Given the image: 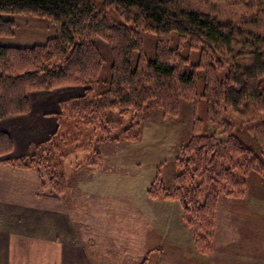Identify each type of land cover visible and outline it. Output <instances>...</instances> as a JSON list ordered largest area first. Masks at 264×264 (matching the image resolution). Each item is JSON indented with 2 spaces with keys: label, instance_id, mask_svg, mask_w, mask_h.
<instances>
[{
  "label": "trees",
  "instance_id": "1",
  "mask_svg": "<svg viewBox=\"0 0 264 264\" xmlns=\"http://www.w3.org/2000/svg\"><path fill=\"white\" fill-rule=\"evenodd\" d=\"M13 15L46 18L60 24L61 32L31 46L0 43V120L27 113L30 91L86 88L61 103L60 129L27 155L2 159L13 142L0 131V163L47 172L52 188L63 195L70 186L64 174L67 156L88 147L74 144L79 138L72 140L62 128L66 121L76 122L77 129L79 124L102 129L95 145L133 137L150 108L160 109L168 120L182 100L201 102L205 114L193 118L172 186L157 176L149 194L178 201L194 247L210 255L220 199L245 197L252 175L264 181V37H245L230 23L201 13L174 12L164 0H0V39L14 37ZM144 33L156 37L154 57L145 55ZM96 38L112 53L103 89L105 59ZM185 50L197 54L196 62ZM113 112L122 118L119 127L110 120ZM234 112L255 122L245 127ZM242 128L256 146L243 137ZM95 150L80 165L99 164L102 156Z\"/></svg>",
  "mask_w": 264,
  "mask_h": 264
},
{
  "label": "rangeland",
  "instance_id": "2",
  "mask_svg": "<svg viewBox=\"0 0 264 264\" xmlns=\"http://www.w3.org/2000/svg\"><path fill=\"white\" fill-rule=\"evenodd\" d=\"M164 2L167 6L172 8L174 12L188 13L192 11L199 14L201 13L221 23H230L237 33H241V35L243 34L245 37H247V35L254 37L260 35L264 37V0H164ZM10 18L14 19L16 23L14 27L15 35L11 38H1L0 43L3 45L31 46L34 44H42L51 37L59 36L61 32L60 24L52 23L43 17L13 15L10 16ZM117 20L125 21V19L121 18H117ZM95 42L98 44L105 59L102 73L103 84L101 85L103 89L106 87V81L110 76L112 53L107 43L103 40L96 38ZM174 45H176V43L174 44L172 41L171 46L174 47ZM155 46L156 37L151 33H144L145 55L154 57ZM238 46L240 47V45ZM184 53L191 56L192 62H196V53L191 51L187 52L186 50ZM85 88L86 87L82 85H64L52 89L33 90L28 92V98L30 101L31 93V95L37 93L42 94L40 93L42 91H44L46 95L65 92L60 94V98H66L59 101L60 110L56 114L58 127L57 131L54 133L56 134L61 127L59 117L61 114V103L72 97L83 95L85 93ZM79 93L80 95L71 96L72 94ZM68 95H70V97H67ZM31 107L30 101V109L28 112H30ZM204 114V104L196 102L193 99L182 100L176 112L172 113V115L168 117V120L162 118L164 117L163 111L158 108H150L147 112V118L141 121L140 127L134 126L133 132L135 134L133 137L130 139L122 138L117 141L102 142L95 145H93L92 142L97 141L98 132H102V129H95L90 126L86 127L81 124H79V129H77L74 127L77 126L76 122L70 120L66 121L65 117L62 118V121L65 120L66 123L69 124L62 128L68 129L67 131L71 132V139L74 140L76 138L75 136L79 138V140L76 138L77 141L74 140V144L88 146L83 149L79 148L67 156L64 174L69 181V185L71 176L72 181L74 180V184L78 183L74 192L75 197L82 193L83 189L81 184H88L86 188L83 185V188H88L89 190V194H87L89 195V204L96 201V203L90 206V209L93 210L92 212L90 211V222L99 224L104 220L105 223L109 225L112 224L113 227L108 228L107 231L109 233L114 228L113 232H116L114 241L121 240L125 235H128L126 233L129 231L131 232H129L130 235H128L127 240L124 242L125 244L119 249H123L128 243H130L128 245L131 248H138V246L144 244L145 241V232L142 226L143 216L145 214L142 210H133V214L131 211L130 215L125 214L124 211L127 209L125 206L126 202L123 201L124 196L119 195L120 197H118L115 195H118V192H120L119 184L121 188H125L126 186L133 190V194L128 197H133V204H136V201L138 205L144 206L146 203L147 206H149L150 204L148 202L140 204V201L148 198L156 200V202L152 203L153 218L155 221H158L161 214L160 212L163 211L165 213V218L163 219V216L161 218V226H163L162 232L164 239H169L170 236L167 237V232L172 231V227L174 226L172 224V218L175 214L172 207L167 204H178L181 210L182 207L178 201L164 198L160 194L158 197L150 195L149 189L157 176L164 181L167 187L172 186L174 175L178 170L177 158L180 153V147L191 137L192 125L194 122L193 118L196 115L203 117ZM234 116L237 117V119L244 120L243 126L245 127H250V125L255 122L253 119L247 117V113L234 112ZM126 117H128V115H126ZM125 119L123 123H128V120L126 122ZM110 120L115 122L113 124L118 127L122 123V118H120L116 112L110 115ZM242 129L246 131L241 133L243 137L254 145L255 143L249 136L250 131L247 130V128ZM51 137L52 135L50 138ZM256 145L257 144H255V146ZM94 148H97L102 156L100 157L99 164L91 166L80 165L86 163V156L89 155L91 151L96 152ZM96 155V153H93L90 161H94ZM81 169H83V171H81ZM96 171L101 174L100 179H96L94 174ZM79 182H81L80 185ZM248 185L247 195L245 197H242V199L222 197L219 205L218 212L220 213L216 220L217 225L214 230L216 235L214 242L218 244L219 251L222 249H229L231 255L228 256L230 259H226L228 264H254L256 260L258 261L260 258L264 261V248H262L264 241L261 242V236L264 234V181L260 176L252 175ZM117 188L118 190H116ZM92 190L94 194L91 193ZM102 200H109L108 203H111L113 200L112 203L114 204L107 205L111 212L110 214H102L101 218L98 216L101 214V209L104 210L105 208V206L100 205ZM242 208L247 210V212L243 213V216L237 217L239 215H232L234 210H240ZM94 210L98 211V215ZM144 218L146 219L147 216ZM233 220L239 223L235 224ZM176 221L177 220H175V222ZM129 224L137 227H133V229L128 231ZM186 228L190 230L187 225ZM99 229V231H103L104 226ZM190 234L192 236L191 231ZM101 239L103 240L102 236ZM191 247L195 255L198 256L199 252L196 247H194V241H192ZM137 252L141 253L138 249ZM192 259L199 262V258L192 257ZM224 259L225 258L223 256L221 257L219 253V256L214 258L213 263L225 264ZM139 260L138 264H145L143 258H139ZM202 263L204 264L205 261L203 260Z\"/></svg>",
  "mask_w": 264,
  "mask_h": 264
},
{
  "label": "crops",
  "instance_id": "3",
  "mask_svg": "<svg viewBox=\"0 0 264 264\" xmlns=\"http://www.w3.org/2000/svg\"><path fill=\"white\" fill-rule=\"evenodd\" d=\"M40 93L42 94H30V112L0 120V131L8 133L13 142V150L2 156V159L28 154L32 146L43 144L57 131L59 101L66 98H60V94L65 92L52 95H46L44 91ZM74 95L80 93L71 96ZM94 174L96 179L101 178L98 171ZM76 185L78 183L74 184L71 176L69 188L61 195L52 188L44 171L35 167L20 168L0 163V264H138L139 258H143L145 264H203V260L204 264H214V258L219 253L225 258V264H228L226 259H230V251H219L218 244L214 242L215 233L210 255H195L191 247L193 236L186 228L178 204H167L172 207L175 216L172 218V231L167 232V237H170L164 239L161 218H165V213L160 212L158 221L153 218L152 203L156 200L148 198L140 201V204L148 202L149 206L146 203L144 206L138 205L136 201L133 204V197L128 198L133 190L126 186L121 188L120 184V192L118 195L114 194L124 196L127 209L125 214L130 215L131 211L133 214V210H142L145 214L142 222L145 241L138 248H131L128 243L123 249H119L130 235L129 230L137 226L129 224L130 233H126L128 235L119 241L115 240L116 244L114 228L109 233L107 231L113 227L112 224L109 225L104 220L99 224L89 221L93 211L90 206L96 201L89 204V190L85 189L88 184H81L83 190L77 197L74 194ZM91 193L94 194L93 190ZM108 201L102 200L100 203L105 208L101 209L98 217L102 218L104 213L110 214L111 210L107 205L114 203L113 200L111 203ZM94 212L98 215V211ZM245 212L247 210L242 208L234 210L232 215L241 217ZM233 222L239 223L236 220ZM103 226L104 230L99 231ZM263 241L264 234L261 236V242ZM192 257L199 258V262ZM254 264H264V261L260 258Z\"/></svg>",
  "mask_w": 264,
  "mask_h": 264
}]
</instances>
